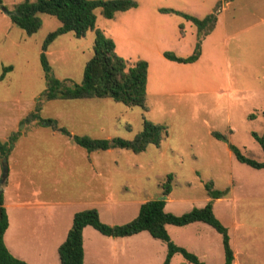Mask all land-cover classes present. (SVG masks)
<instances>
[{"label": "rangeland", "instance_id": "rangeland-1", "mask_svg": "<svg viewBox=\"0 0 264 264\" xmlns=\"http://www.w3.org/2000/svg\"><path fill=\"white\" fill-rule=\"evenodd\" d=\"M1 1L0 141L8 143L16 137V146L6 158L11 179L7 197L12 202H52L75 195L71 189L76 180L72 181L68 172L76 173L92 160L95 167L120 169L110 175L109 192L115 200L124 198L126 203L114 205V214L106 211V206L99 208L100 219L112 225L133 219L142 203L163 198L168 175L172 180L165 210L174 214L204 206L210 200L205 184L211 182L213 189L226 192L214 200L213 209L228 228L232 264H264V168L239 162L229 149V143L234 144L244 155L263 159L251 132L261 134L264 129V0H134L138 7L117 12L113 19L96 9L95 29L114 40L127 65L139 59L148 62L145 108L129 107L110 98L47 100L41 46L60 23L53 16L39 14L42 25L29 35L9 15L24 0ZM160 7L199 18L214 13L216 22L210 30L198 32L180 16L169 15L168 23L161 20ZM95 29L81 37L70 32L57 36L46 51L51 75L70 86L82 83L84 66L93 53ZM199 41L201 54L194 63L182 64L163 56L165 51L190 55ZM6 66L12 69L3 72ZM36 106L40 117L54 119L57 127L80 136L131 141L142 131L144 119L166 127L167 133H162L158 146L149 144L138 154L110 149L88 152L87 156V150L70 136L40 125L36 119L26 120ZM4 156L0 150V179ZM85 206L80 203L76 209ZM72 208L61 206L48 214L47 209L42 212L45 209L37 207L27 211L12 206L9 210L24 215L28 227L36 224L28 222L36 211L46 220L45 225L61 214L57 223L62 225ZM201 225L167 228L176 244L205 264H223L220 234L207 224ZM25 233L20 244L26 254H34L46 238L38 235L41 228ZM46 236L51 245L62 235L51 231ZM84 247L85 264H162L167 251L163 241L146 231L111 237L91 227L85 233ZM56 261L59 264L58 256ZM170 264L190 263L177 253Z\"/></svg>", "mask_w": 264, "mask_h": 264}, {"label": "trees", "instance_id": "trees-1", "mask_svg": "<svg viewBox=\"0 0 264 264\" xmlns=\"http://www.w3.org/2000/svg\"><path fill=\"white\" fill-rule=\"evenodd\" d=\"M231 1V0H224ZM2 1L0 0V5ZM137 2L134 0H24L15 5L9 13L11 21L24 30L27 34H33L39 30L42 20L39 14H46L55 17L60 25L55 30L49 32L41 46L40 64L45 74L46 92L45 98L51 99H75V98H110L126 106H139L145 108V97L148 78V62L139 59L128 66L125 58L116 51L114 40L101 30L96 28V9L107 19H113L117 12H125L131 8H136ZM158 11L163 14L180 16L191 22L198 32L210 30L216 22V15L209 13L202 18L195 15L170 8L160 7ZM182 26V25H181ZM94 30L93 53L86 62L83 69V79L81 84L70 86L63 80L51 75V67L47 60L46 51L48 46L65 33H72L76 37L83 36L86 31ZM201 54L200 41L196 42L190 55L178 56L171 51H165L163 56L170 61L188 64L196 62ZM11 66L4 67L3 72L11 70ZM3 74L0 75L2 79ZM36 106L35 113H31L26 120H38L40 125H46L53 130L70 136L75 143L83 147L87 152L104 151L108 149H127L134 154L143 152L149 144L159 145L162 133H167L166 127L154 124L148 120L143 121V129L131 140H124L120 137L111 139H97L88 136L71 134L64 127H57L56 121L51 118H42L38 114ZM264 119V114H263ZM163 133V134H164ZM251 135L259 143L263 159L255 160L244 155L234 144L229 143L236 160L255 169L264 168V129L261 134L255 131ZM220 138L221 135L215 134ZM15 136L11 137L8 143L0 141V150L7 158L14 143ZM172 175H168L163 189V198L152 199L142 203L138 214L130 221L123 224L110 225L100 219L95 208L80 210L74 213L72 225L65 240L58 247L60 264H84L83 229L86 226L93 227L99 233L111 237H126L146 231L151 237L161 240L166 245V255L162 264H170L175 254L181 256L190 264H205L199 257L176 244L170 237L167 225L185 226L194 222H201L212 227L221 236L223 247V264H232L234 253L230 244L228 228L215 215L213 202L223 197L226 192L212 188V183L205 184V189L210 200L202 207H193L181 214H174L166 211L165 196L170 193V183ZM8 215L3 206V195L0 191V264H28L26 261L13 256L4 242V233L8 227Z\"/></svg>", "mask_w": 264, "mask_h": 264}, {"label": "crops", "instance_id": "crops-1", "mask_svg": "<svg viewBox=\"0 0 264 264\" xmlns=\"http://www.w3.org/2000/svg\"><path fill=\"white\" fill-rule=\"evenodd\" d=\"M219 1H222V0H219ZM161 14L164 15V17L161 18V20L168 23V21L170 20L168 16L170 14H163V13ZM132 17H134L135 19V15H133ZM122 18H125V17H122ZM121 21L123 22V20ZM165 22L162 25L166 26ZM186 23L191 24V22H186ZM15 146H16L15 142L11 144V150L9 151V153L12 151V149H14ZM87 156H88V152H87ZM118 171H120V169L118 168L95 167L93 165V161L89 160L87 164L81 166V168H79L78 170L76 169V173H74L73 171L68 172L70 179L72 181L76 180V183L71 189L75 191V195L72 194V195H69L68 197L59 198L52 202H46L42 200L12 202L11 198L7 197V193H6L8 189L7 184L9 183V180H11L8 177L10 173V168H9L8 175H7L5 182L2 184L0 183V189L1 187H3V190L1 189L2 195H3V206L5 207L6 213L8 215V222H9L8 227L4 233V242L8 250L10 251V253L17 258L26 261L28 264H58V261H56V257L58 256L59 258L58 247L65 240L67 233L69 229L71 228L74 213L77 211H80L76 209L77 204L81 203V204L87 205L85 206L86 209L93 207L97 209L99 214H100L99 208L106 206V211H108L111 214H114L115 212H117V209L114 208V205H117L119 203H126L124 198H122L121 200H115V197H113L112 194L109 192L111 189V182H112L110 175ZM3 184L4 186H2ZM12 206L17 209L26 208L27 211H29L30 208L32 207H37V210L40 208H44L45 210L42 212H45L47 209L46 211L47 214L52 213L53 211L55 212L56 210H59L61 206H63V209L64 207H67V206L68 208L73 206V208L71 209L69 214H67L68 216L65 217L64 224L62 223V225H59V223H57L58 219L62 218L60 217L61 214H58L57 216H55L56 218L53 217L52 221L48 223L47 225H45L44 223L46 220H43L41 217H38L37 214L39 213L36 211L32 213L31 215H29L31 216V219L28 220V222L30 223H32V221L34 220L36 221V224L35 225L32 224L31 226L26 227L25 219L23 217L24 215L18 214L17 213L18 211L12 214L11 211L9 210ZM192 224H194L195 226H198V225H201L202 223L194 222ZM89 227L91 226H86L83 229V246H84L85 233L89 229ZM166 227H168V225ZM39 228H41L42 234L38 233V235L40 237L46 238V240L41 243V247L39 250L36 251V253L26 254L24 252L25 251L24 246L20 244V238L21 237L23 238L25 236L26 230L34 231ZM58 229H59V232H58ZM43 230L45 231V233ZM51 231H53L55 236H58V235H62V236L59 240L54 241L50 245L49 239L47 237L48 235L46 236V234H49ZM60 231L62 232L60 233ZM199 231H201V228ZM84 259H85V247H84ZM84 264H85V260H84Z\"/></svg>", "mask_w": 264, "mask_h": 264}, {"label": "water", "instance_id": "water-1", "mask_svg": "<svg viewBox=\"0 0 264 264\" xmlns=\"http://www.w3.org/2000/svg\"><path fill=\"white\" fill-rule=\"evenodd\" d=\"M7 170H8L7 161H6V158H3L2 159V174H1V179H0L1 184L4 182V180L7 176ZM0 191H1V189H0Z\"/></svg>", "mask_w": 264, "mask_h": 264}]
</instances>
